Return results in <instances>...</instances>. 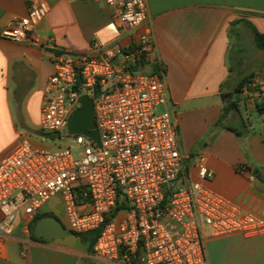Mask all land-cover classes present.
Returning a JSON list of instances; mask_svg holds the SVG:
<instances>
[{"label": "built area", "instance_id": "built-area-1", "mask_svg": "<svg viewBox=\"0 0 264 264\" xmlns=\"http://www.w3.org/2000/svg\"><path fill=\"white\" fill-rule=\"evenodd\" d=\"M97 1L111 11L110 32L136 28L148 19L145 0ZM27 5V14L12 19L0 37L42 48L36 28L49 7L44 0H27ZM54 47L39 130L64 146L46 150L22 143L0 161V254L18 216L32 221L55 197L61 200L68 232L100 230L93 255L109 262L208 264V236H264V215L243 213L204 185L211 173L202 159L192 180L162 72L134 69L154 47L149 24L127 53L118 45H97L89 52ZM245 92L249 95V89ZM81 96L93 102L98 145L67 131ZM248 103L254 105L250 98ZM121 201L124 208H118ZM28 232L25 224L23 234Z\"/></svg>", "mask_w": 264, "mask_h": 264}, {"label": "crops", "instance_id": "crops-1", "mask_svg": "<svg viewBox=\"0 0 264 264\" xmlns=\"http://www.w3.org/2000/svg\"><path fill=\"white\" fill-rule=\"evenodd\" d=\"M44 1L49 13L36 28L42 48L0 37V161L22 143L54 150V140L46 143L49 139L39 130L42 90L57 51L50 42L53 36L59 44L85 52L97 45L127 49L134 48L149 24L154 47L134 69L162 72L174 107L179 148L188 157L192 180H197L195 166L202 159L211 173L206 187L243 213L264 215V116L248 103L249 98L264 99V51L255 47L243 23H235L243 19L264 32V0H145L147 21L117 33L106 29L111 11L101 1ZM27 11V0H0V33ZM251 74L249 95L245 88L237 95L238 109L222 117L228 101L223 96ZM34 134L38 139H32ZM48 202L34 218L48 214L66 234L47 242L34 239L33 220L19 215L0 264H124L96 258L94 243L68 232L65 212ZM25 224L28 235L23 234ZM205 249L208 264H264L263 235L208 236Z\"/></svg>", "mask_w": 264, "mask_h": 264}, {"label": "water", "instance_id": "water-1", "mask_svg": "<svg viewBox=\"0 0 264 264\" xmlns=\"http://www.w3.org/2000/svg\"><path fill=\"white\" fill-rule=\"evenodd\" d=\"M79 107L74 110L67 120V131L70 134H79L99 144V137L94 122L93 102L87 96L78 99ZM66 234V229L55 218L39 219L33 228V236L42 241H50Z\"/></svg>", "mask_w": 264, "mask_h": 264}, {"label": "trees", "instance_id": "trees-1", "mask_svg": "<svg viewBox=\"0 0 264 264\" xmlns=\"http://www.w3.org/2000/svg\"><path fill=\"white\" fill-rule=\"evenodd\" d=\"M235 23H243L252 33V37H253V42H254V45L257 49L259 50H262L264 51V32H258L248 21L246 20H239V21H236ZM53 40H54V44L59 47V48H67L71 51H74V52H85L84 50H80V49H75L73 47H66V46H63L61 44H59L56 40V38L53 36L52 37ZM133 48L132 47H129L127 49H124V52H130L132 51ZM143 61V60H141ZM141 61H138L136 63H139ZM254 79V75L251 74L245 78H243L237 85L236 87L234 88L233 92L231 94H227V95H224L223 97L228 99L224 109H223V113H222V117H223V114L229 110H237L238 109V100H237V95L242 93V91L245 89V88H248L249 89V85L252 83ZM263 80H264V77H263ZM253 91V90H252ZM99 92V91H97ZM234 96V97H233ZM254 106L257 110V112L260 114V115H263L264 116V99H256L255 102H254ZM221 122V120H220ZM236 134L239 135V133H237L236 131H234ZM42 136H44L45 138L49 139V140H54V135L53 134H42ZM125 207V203L123 201L120 202V205L118 208H124ZM49 215L48 214H41V215H38L36 216L31 225H30V228L31 230L33 229V226L34 224L39 220V219H42V218H45V217H48ZM100 230L97 229V230H93L91 232H88L82 236H85L87 240H89L91 243H94L98 234H99ZM34 239H36L34 236H32Z\"/></svg>", "mask_w": 264, "mask_h": 264}, {"label": "rangeland", "instance_id": "rangeland-1", "mask_svg": "<svg viewBox=\"0 0 264 264\" xmlns=\"http://www.w3.org/2000/svg\"><path fill=\"white\" fill-rule=\"evenodd\" d=\"M161 110H162L161 107H159L157 109V112L160 113ZM31 137H32V139H38V138H36L35 134L34 135H31ZM46 143L52 144L50 142V140H47ZM62 146H64V143H61V142H58V141H55L54 140V150L57 149V148H59V147H62ZM48 204L50 205V207L54 208V210H61V209H63L62 204H61V200H60V198L58 199V197H55V198L51 199L48 202ZM63 211H64V209H63Z\"/></svg>", "mask_w": 264, "mask_h": 264}]
</instances>
